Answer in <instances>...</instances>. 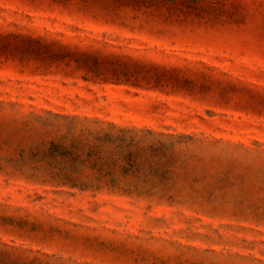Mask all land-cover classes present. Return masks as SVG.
<instances>
[{
	"label": "rangeland",
	"instance_id": "1",
	"mask_svg": "<svg viewBox=\"0 0 264 264\" xmlns=\"http://www.w3.org/2000/svg\"><path fill=\"white\" fill-rule=\"evenodd\" d=\"M120 131L172 190L58 185ZM0 264H264V0H0Z\"/></svg>",
	"mask_w": 264,
	"mask_h": 264
},
{
	"label": "trees",
	"instance_id": "2",
	"mask_svg": "<svg viewBox=\"0 0 264 264\" xmlns=\"http://www.w3.org/2000/svg\"><path fill=\"white\" fill-rule=\"evenodd\" d=\"M87 136L90 139L77 138L69 146L52 144L50 154L64 160L54 168V177L63 179L58 185L80 190H99L108 186L129 195L144 197H152L173 189V172L170 170L173 163L164 162L160 158L172 144L159 140L148 143L146 138L128 135L125 131H120L118 135L95 136L88 133ZM86 169L94 171L91 177L97 178L82 181L79 177ZM129 176L133 179L120 178ZM157 177L158 180L155 179ZM104 178L110 180L104 182ZM165 196L162 195L160 200ZM166 199L172 200L173 197Z\"/></svg>",
	"mask_w": 264,
	"mask_h": 264
}]
</instances>
